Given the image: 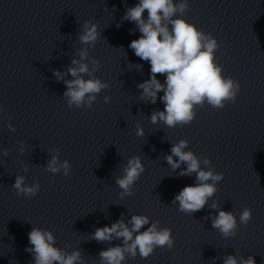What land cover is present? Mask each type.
I'll return each mask as SVG.
<instances>
[{
    "label": "clouds",
    "instance_id": "clouds-1",
    "mask_svg": "<svg viewBox=\"0 0 264 264\" xmlns=\"http://www.w3.org/2000/svg\"><path fill=\"white\" fill-rule=\"evenodd\" d=\"M188 7V0H180L178 3L174 0H138L135 6L126 9L123 16V20L136 25V29L129 30L130 33L138 29L141 34L128 47L141 60L150 63V78L137 85L142 90L140 96L142 100L152 104L159 98L164 104L163 111L151 113L150 121L153 124L163 122L170 128L189 124L196 116V106H202L205 102L214 109H222L228 102L235 103L241 87L239 81L225 77L222 66L216 62L215 52L220 48L217 39L182 18ZM177 13L180 15L177 16ZM101 35L98 24L87 20L82 25L79 41L83 45L95 47ZM78 56L79 59H72L67 73L55 71L54 75L66 85L63 95L69 108H92L97 95L110 86L96 78L90 69L88 47L79 49ZM91 64L94 71L101 67L96 58L91 59ZM138 68H142V65H138ZM69 74L72 79L65 80L64 76ZM158 74L165 76L163 83L157 78ZM160 92L164 93L163 96H158ZM104 100L108 102L110 97L105 96ZM0 111H3L2 107ZM8 127L15 131L11 123ZM136 135H144L139 124ZM187 147L186 139L179 140L172 145L170 154L165 159L174 172L182 164L186 165L178 173L180 177L196 174V183L185 186L172 200L173 205L178 202L179 211L193 214L202 210L209 198L214 196L216 185L223 180L224 174L216 172L214 165L212 168H201V161L196 154L191 150L184 151ZM4 155H8L7 149L4 150ZM209 163V159L203 160L205 166ZM24 170L27 171V167ZM46 170L53 174L62 170L63 176L67 177L71 164L68 160L61 162L58 155H53ZM144 171L145 166L139 155L127 160L122 175L115 178V183L122 190L119 193L121 199L135 194L134 184ZM12 187L18 196L32 198L38 194L40 184L37 182L29 185L24 176L17 175ZM217 207L216 203L211 205L212 209ZM251 219L252 209L245 207L240 213L239 223L246 226ZM149 224L146 230L141 231ZM159 225V220L150 223L147 215L134 214L127 222L119 219L110 226L97 227L90 234L92 240L111 242L122 239V245L111 246L99 252L100 264H122L128 257L135 258L137 254L146 259L157 247L171 250L174 247L172 230ZM212 228L217 229L224 238L234 237L238 228L237 218L232 211L220 209L218 215L212 217ZM28 240L31 247L26 248V251L33 255L34 264H85L80 250L75 249L69 253L57 247L56 237L50 230L32 227ZM223 264H256V261L251 255L245 258L243 255L227 254L223 257Z\"/></svg>",
    "mask_w": 264,
    "mask_h": 264
}]
</instances>
